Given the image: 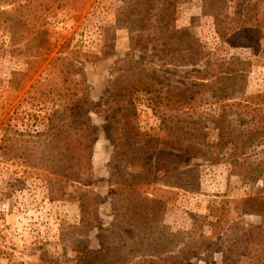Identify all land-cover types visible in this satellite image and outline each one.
Here are the masks:
<instances>
[{
    "label": "rangeland",
    "instance_id": "1",
    "mask_svg": "<svg viewBox=\"0 0 264 264\" xmlns=\"http://www.w3.org/2000/svg\"><path fill=\"white\" fill-rule=\"evenodd\" d=\"M263 123L264 0H0V264H264Z\"/></svg>",
    "mask_w": 264,
    "mask_h": 264
},
{
    "label": "trees",
    "instance_id": "2",
    "mask_svg": "<svg viewBox=\"0 0 264 264\" xmlns=\"http://www.w3.org/2000/svg\"><path fill=\"white\" fill-rule=\"evenodd\" d=\"M226 94L227 93L219 95L217 98L219 100L223 99L224 95ZM71 102V105L70 103L68 105L69 108L65 109L64 111H56L54 113H51V117L50 115L48 117L42 116L43 122H47L48 135L51 136L50 139H59L62 137L66 139L67 144H65L64 149L62 148V151L59 153V160L61 161V165L63 166V170H65V173L69 174L70 176L75 175V173H80V171H82L83 169L89 170L92 167L91 162L85 154L87 150V145L83 144L84 142L76 137L77 134L82 135L80 131L81 129L86 128V122L81 119L82 112L78 109L80 101L72 99ZM245 106L248 107V105ZM241 113H245L246 116L249 115L247 109H243ZM251 116V122L256 125V127L257 125H260L258 124V119H256V115L251 114ZM46 118L47 120H45ZM63 119L66 121L61 123ZM256 127L253 126L250 130V138L252 140L257 136V134L252 132V130L257 129ZM260 128V131H264V123L263 125L261 124ZM232 142L236 146L237 151L242 149V145H240V142L238 140H233ZM219 143L224 144V140ZM240 153L241 152L239 151L238 153L233 155L238 156L240 155Z\"/></svg>",
    "mask_w": 264,
    "mask_h": 264
}]
</instances>
